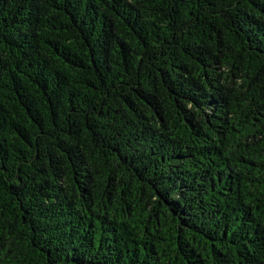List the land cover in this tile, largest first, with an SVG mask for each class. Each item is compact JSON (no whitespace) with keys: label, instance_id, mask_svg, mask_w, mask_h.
Here are the masks:
<instances>
[{"label":"trees","instance_id":"trees-1","mask_svg":"<svg viewBox=\"0 0 264 264\" xmlns=\"http://www.w3.org/2000/svg\"><path fill=\"white\" fill-rule=\"evenodd\" d=\"M0 264H264V0H0Z\"/></svg>","mask_w":264,"mask_h":264}]
</instances>
